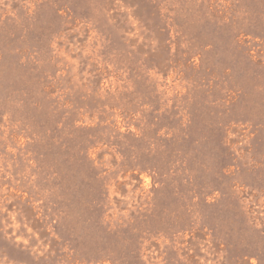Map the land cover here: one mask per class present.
Here are the masks:
<instances>
[{"label":"rangeland","instance_id":"obj_1","mask_svg":"<svg viewBox=\"0 0 264 264\" xmlns=\"http://www.w3.org/2000/svg\"><path fill=\"white\" fill-rule=\"evenodd\" d=\"M0 264H264V0H0Z\"/></svg>","mask_w":264,"mask_h":264}]
</instances>
